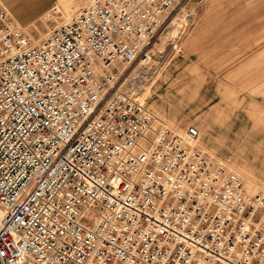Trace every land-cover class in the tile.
Returning a JSON list of instances; mask_svg holds the SVG:
<instances>
[{
  "label": "built area",
  "instance_id": "1",
  "mask_svg": "<svg viewBox=\"0 0 264 264\" xmlns=\"http://www.w3.org/2000/svg\"><path fill=\"white\" fill-rule=\"evenodd\" d=\"M187 1L90 0L36 44L0 8V264H264V193L134 88Z\"/></svg>",
  "mask_w": 264,
  "mask_h": 264
},
{
  "label": "rangeland",
  "instance_id": "2",
  "mask_svg": "<svg viewBox=\"0 0 264 264\" xmlns=\"http://www.w3.org/2000/svg\"><path fill=\"white\" fill-rule=\"evenodd\" d=\"M89 1L0 0V8L36 44ZM153 53L134 88L155 129L196 128L198 150L248 193H264V0H188Z\"/></svg>",
  "mask_w": 264,
  "mask_h": 264
}]
</instances>
